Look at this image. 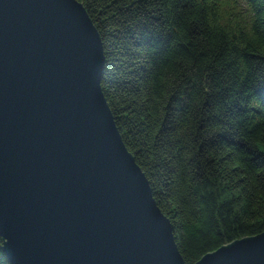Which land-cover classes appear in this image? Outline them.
<instances>
[{
	"label": "water",
	"instance_id": "water-1",
	"mask_svg": "<svg viewBox=\"0 0 264 264\" xmlns=\"http://www.w3.org/2000/svg\"><path fill=\"white\" fill-rule=\"evenodd\" d=\"M77 0H0V238L10 264H185L102 94ZM195 264H264V232Z\"/></svg>",
	"mask_w": 264,
	"mask_h": 264
},
{
	"label": "trees",
	"instance_id": "trees-1",
	"mask_svg": "<svg viewBox=\"0 0 264 264\" xmlns=\"http://www.w3.org/2000/svg\"><path fill=\"white\" fill-rule=\"evenodd\" d=\"M77 1L102 43V94L184 263L264 232V0Z\"/></svg>",
	"mask_w": 264,
	"mask_h": 264
}]
</instances>
